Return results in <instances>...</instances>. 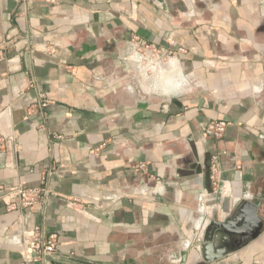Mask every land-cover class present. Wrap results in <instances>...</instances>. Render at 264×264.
Instances as JSON below:
<instances>
[{
  "label": "crops",
  "instance_id": "1",
  "mask_svg": "<svg viewBox=\"0 0 264 264\" xmlns=\"http://www.w3.org/2000/svg\"><path fill=\"white\" fill-rule=\"evenodd\" d=\"M262 2L0 0V194L47 190L0 201V264L34 228L57 239L47 264H264L261 225L214 261L197 237L264 196ZM136 37L171 54L143 62Z\"/></svg>",
  "mask_w": 264,
  "mask_h": 264
},
{
  "label": "built area",
  "instance_id": "2",
  "mask_svg": "<svg viewBox=\"0 0 264 264\" xmlns=\"http://www.w3.org/2000/svg\"><path fill=\"white\" fill-rule=\"evenodd\" d=\"M48 2H53L54 0H47ZM133 43L136 50L141 56H148L149 59L160 58L163 56L164 52L154 46L147 44L145 41L139 38H133ZM228 122L226 121H211L209 122L204 132L208 135H211L215 139L223 138L226 129L228 127ZM210 180L215 184L220 179L219 171V156L215 155L210 160ZM138 171L146 173L144 163H138L135 167ZM43 194H47V190L41 187H31L24 188L22 186H15L13 188L1 189L0 201L4 203L8 210H14L17 207H30L37 204ZM201 235V230L198 234V238ZM22 264H30L43 262L46 263V260L50 257L57 256V239L55 235L45 236L41 230L34 228L33 230L22 233ZM77 264H91L89 262H78Z\"/></svg>",
  "mask_w": 264,
  "mask_h": 264
},
{
  "label": "water",
  "instance_id": "3",
  "mask_svg": "<svg viewBox=\"0 0 264 264\" xmlns=\"http://www.w3.org/2000/svg\"><path fill=\"white\" fill-rule=\"evenodd\" d=\"M142 61L149 62L148 56H142ZM262 203V196L255 198V201L241 200L235 207L236 219L239 225L234 226L233 222L226 220L219 222L215 216L210 219L206 225L201 229V235L198 238L201 253L204 259L208 261L218 260L224 255L235 251L236 249H229L235 241L233 235H247L253 229L261 225L264 228V222L260 219L259 210ZM231 226V227H230ZM256 236L255 234L251 237ZM244 239L241 238V241ZM188 246V245H187ZM217 247V248H215ZM188 255V249L185 248L177 253L179 264H184Z\"/></svg>",
  "mask_w": 264,
  "mask_h": 264
},
{
  "label": "rangeland",
  "instance_id": "4",
  "mask_svg": "<svg viewBox=\"0 0 264 264\" xmlns=\"http://www.w3.org/2000/svg\"><path fill=\"white\" fill-rule=\"evenodd\" d=\"M260 7H259V12L262 14V15H260L259 17L261 18V21L262 22H264V0H263V2L259 5ZM263 11V12H262ZM263 31V34H264V28L262 27V28H260V31ZM262 35V34H261ZM262 37H263V35H262ZM264 48V47H263ZM151 60V59H150ZM143 62H146V61H143Z\"/></svg>",
  "mask_w": 264,
  "mask_h": 264
},
{
  "label": "flooded vegetation",
  "instance_id": "5",
  "mask_svg": "<svg viewBox=\"0 0 264 264\" xmlns=\"http://www.w3.org/2000/svg\"><path fill=\"white\" fill-rule=\"evenodd\" d=\"M261 196H262V202H263V201H264V200H263V197H264V196H263V194H262ZM261 204H264V203H261Z\"/></svg>",
  "mask_w": 264,
  "mask_h": 264
}]
</instances>
